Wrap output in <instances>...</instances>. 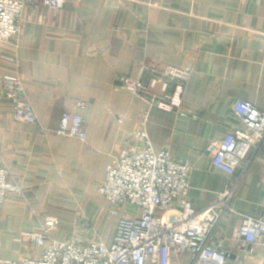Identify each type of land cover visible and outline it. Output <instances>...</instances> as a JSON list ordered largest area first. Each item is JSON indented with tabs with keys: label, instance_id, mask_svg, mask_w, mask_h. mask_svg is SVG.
<instances>
[{
	"label": "crops",
	"instance_id": "1",
	"mask_svg": "<svg viewBox=\"0 0 264 264\" xmlns=\"http://www.w3.org/2000/svg\"><path fill=\"white\" fill-rule=\"evenodd\" d=\"M25 18L21 35L0 44V166L24 189L0 208V264L37 256L41 247L21 235L48 217L60 221L57 240L112 244L119 217L100 187L148 109L119 79L148 81L166 65L192 75L181 112L150 110L151 144L190 161L198 210L237 186L236 212L223 213L213 242L228 264H264L263 244L239 247L235 239L242 215L264 220V144L234 170L216 166L207 151L242 127L235 101L264 111V0H67L36 14L26 8ZM5 75L23 80L40 125L17 121L3 96ZM66 111L85 118L86 142L57 132Z\"/></svg>",
	"mask_w": 264,
	"mask_h": 264
},
{
	"label": "built area",
	"instance_id": "2",
	"mask_svg": "<svg viewBox=\"0 0 264 264\" xmlns=\"http://www.w3.org/2000/svg\"><path fill=\"white\" fill-rule=\"evenodd\" d=\"M66 3L67 0H0V44L21 35L27 22L26 8L36 14L40 7L60 9ZM191 75L188 68L166 65L154 68L148 81L125 75L119 79V86L144 99L148 109L141 125L128 133L120 160L107 167L100 187L111 215L119 217L112 244L100 239L88 243L57 240L54 233L60 221L58 217H48L38 230L21 235L41 247V252L5 264H228L229 254L220 243L213 242V236L223 213L236 212L231 201L237 186L219 193L217 201L205 209H196L190 200V161L177 160L167 150L154 149L145 126L152 107L182 111ZM2 82L3 96L13 104L17 121L40 125L23 80L5 75ZM79 106L83 108L84 103ZM232 108L242 127L235 128L225 141L211 143L207 148L214 164L229 170L241 164L247 167L264 144V111L242 100L235 101ZM85 123L83 115L66 111L57 132L86 142ZM143 142L145 148L141 146ZM14 192L24 194V189L11 177L6 165L0 166V208L8 194ZM235 239L239 247L264 245V220L242 215Z\"/></svg>",
	"mask_w": 264,
	"mask_h": 264
},
{
	"label": "rangeland",
	"instance_id": "3",
	"mask_svg": "<svg viewBox=\"0 0 264 264\" xmlns=\"http://www.w3.org/2000/svg\"><path fill=\"white\" fill-rule=\"evenodd\" d=\"M116 217H118V216H115V218H116ZM113 221H114V218L111 220V222H113Z\"/></svg>",
	"mask_w": 264,
	"mask_h": 264
}]
</instances>
